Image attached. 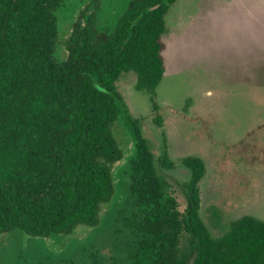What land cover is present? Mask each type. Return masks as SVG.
I'll use <instances>...</instances> for the list:
<instances>
[{"label": "trees", "instance_id": "1", "mask_svg": "<svg viewBox=\"0 0 264 264\" xmlns=\"http://www.w3.org/2000/svg\"><path fill=\"white\" fill-rule=\"evenodd\" d=\"M176 1L128 0L109 27L101 25L102 0H93L73 22L60 62L57 12L65 0H0V235L46 238L99 226L115 195L113 165L124 156L113 131L123 116L136 149L127 189L135 208L126 224L131 264H179L186 236L192 264H264V220H235L220 237L204 225L200 158L184 161L191 175L180 210L158 172L174 167L166 141L157 157L117 90L120 76L135 72L136 89L155 94L166 72L165 17ZM155 122L161 127L159 115Z\"/></svg>", "mask_w": 264, "mask_h": 264}, {"label": "rangeland", "instance_id": "2", "mask_svg": "<svg viewBox=\"0 0 264 264\" xmlns=\"http://www.w3.org/2000/svg\"><path fill=\"white\" fill-rule=\"evenodd\" d=\"M127 1L102 0L101 25L111 27ZM92 2L65 0L58 10V61L67 58L64 41L73 22ZM165 21L166 72L155 94L136 89L135 72L123 73L117 90L129 113L141 120L157 157L166 141L174 167L158 166V172L181 211L191 175L184 161L203 160L200 216L211 235L220 237L235 220H264V0H177ZM113 131L124 156L113 165L115 195L103 206L99 226L46 238L4 233L0 264H131L134 237L126 224L135 208L127 189L136 149L123 116ZM180 250L179 264H192L191 236L182 239Z\"/></svg>", "mask_w": 264, "mask_h": 264}]
</instances>
